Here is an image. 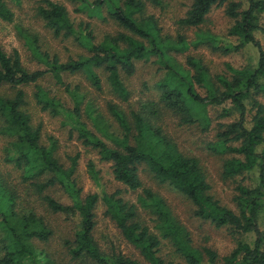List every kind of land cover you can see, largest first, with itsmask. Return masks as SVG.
<instances>
[{
  "label": "trees",
  "instance_id": "1",
  "mask_svg": "<svg viewBox=\"0 0 264 264\" xmlns=\"http://www.w3.org/2000/svg\"><path fill=\"white\" fill-rule=\"evenodd\" d=\"M43 1L45 4L38 6V14L46 25L54 30L56 36L68 38L80 33L78 38L90 54L61 61L57 56L51 57L42 52L33 42V53L46 68L32 71L24 66L18 51L8 54L0 46V116L4 132L14 136L9 143L6 160L24 169L25 179L35 180L34 185L41 194L50 186L60 185L72 198L73 202L67 204L47 193L42 196L52 212L78 214L80 217L73 237L65 241L72 261L83 259L93 264H168L159 255L162 240L167 239L188 264H216V251L196 247L191 232L176 216L165 197L144 186L140 167L145 165L160 183H168L190 198L197 206L196 213L199 216L210 219L217 227L229 225L235 232H254V242H239L237 248L224 257L225 264H264V229L259 224L260 214L264 213V102L260 99L264 96V48L256 37L257 31L264 33V25L260 23V15L264 14V0H246L245 8L242 2L234 0H193L186 16L180 20L187 26H200L212 8L227 5L226 13L235 20L229 34L236 36L237 43L226 41L222 44L214 35L201 36V40L207 39L215 50L225 53L238 51L247 44L254 45L259 53L255 67L234 69L231 78L225 75L212 76L200 61L193 58L188 61L196 73L189 75L179 68L172 61L170 50L185 49L186 43L183 38H180L179 43H172L168 36L162 34L153 15L144 16L146 0H72L80 3V11L87 9L99 13L106 8L108 16L126 30L115 35L107 34L98 43L94 42L89 24L75 25L66 5L53 0ZM0 18L7 21L14 18V12L6 0H0ZM77 27H82V30ZM154 55L166 69L165 78L159 83L163 91L160 105L179 115L182 122H200L204 130H209L212 123L210 105L231 103L232 106L225 109L227 114L232 107L239 113L233 122L220 124L216 140L211 144L215 152L235 154L225 160L223 172L226 176H235L255 168L259 170L256 187L238 186L236 199L239 212L222 206L208 194L211 185L199 159L180 152L177 144L152 122L150 113L145 109L144 114L132 112L131 121L116 104L109 105L123 128L124 133L120 137L110 133L103 117L92 115L87 106L96 127L116 146L101 139L82 120L84 96L79 86L72 88L64 80L65 73L83 72L93 86L101 88L102 79L98 69H103L112 91L127 101L130 90L123 80V74H134L138 60L149 59ZM49 73L72 98V108H68L60 98L51 95L47 88L39 84ZM195 83L205 85L207 95L202 96L196 90ZM31 84L36 85L34 98L42 110H49L56 115L66 114L74 123L82 143L97 150L101 160L112 162L115 178L130 190L141 189L137 202L125 200L119 196L120 191L82 195L75 178L80 154L73 156L71 164L65 166L55 155V144H42L41 129L32 124L31 114L25 108L29 104L27 94L21 88ZM6 85L16 89L15 93H3L1 88ZM248 103L255 110L251 126H248L247 121ZM148 105L156 116L160 110L158 103L151 102ZM88 168L91 177L98 181L99 171L95 162L90 161ZM47 173L50 174L48 179L38 180ZM0 192V225L10 238L5 245L4 255L0 257V264H58L55 257L34 245V240L48 242L53 235L45 219L34 211L17 213L13 210V193L1 183ZM100 201L105 203L106 214L116 222L123 237L138 250L143 260L116 250H102L94 237L96 208ZM139 206L153 214L158 233L142 220Z\"/></svg>",
  "mask_w": 264,
  "mask_h": 264
},
{
  "label": "rangeland",
  "instance_id": "2",
  "mask_svg": "<svg viewBox=\"0 0 264 264\" xmlns=\"http://www.w3.org/2000/svg\"><path fill=\"white\" fill-rule=\"evenodd\" d=\"M6 1L14 12V18L12 21L0 18V46L8 54H13L15 50L18 51L24 66L29 70L46 68L45 64L35 57L33 42L42 52L51 57L57 56L61 61H69L78 58L80 55L90 54L88 48L78 38L80 33L68 38L56 36L54 30L46 25V22L38 14V6L45 4L43 0ZM53 1L67 6L76 26L81 23L89 24L96 43L101 42L107 34L115 35L126 31L108 16L106 8H103L102 12L99 13L87 9L80 11L78 10L80 3L77 1ZM146 1L147 9L144 16L153 15L162 29V34L168 36L173 41L172 43H179L180 38H183L186 43L185 49L176 50L173 48L170 50V55L173 58L172 61L179 68L188 72L189 75L196 73V69L188 61L189 58L200 61L212 76L225 75L229 78L234 74V69L253 68L257 64L259 53L252 44H247L238 51L225 53L221 50H215L213 44L207 39L201 40V36L214 35L221 40L222 44L226 41L237 43L236 36L229 34L235 20L226 13V4L212 8L200 26H187L182 24L180 20L186 16L193 0ZM234 1H240L244 8L247 7L246 0ZM260 23L264 25V14L260 15ZM77 28L82 30V27ZM256 37L261 41L264 48V33L257 31ZM136 67L134 74L129 76L123 74V80L130 90V98L127 101H123L112 91L107 80V73L103 69H98L102 79L101 88L93 86L83 72L65 73L64 80L72 88L79 86V91L84 96L82 120L101 139L111 146H116L112 139L96 127L94 119L88 114L90 112L88 108L90 107L92 115L103 117L110 133L120 137L123 136V128L110 111L109 105L111 103L116 104L129 116L131 121H133L132 112L138 111L144 114L145 109L150 113L152 122L163 129L164 133L177 144L180 152L199 159L211 185L208 194L213 196L222 206L239 212L236 199L239 193L238 186L256 187L259 183V170L255 168L235 176H226L223 172L225 160L235 156V154L228 151L225 153L215 152L211 149V144L216 140L220 124L233 122L238 118L239 113L232 107L231 112L227 114L225 109L230 108L231 103L210 105L209 114L212 123L209 130H204L203 124L200 122L184 123L179 115L162 108L160 105L163 91L159 83L165 78L164 64L154 55L149 59L138 60ZM213 80L215 81V79ZM39 84L47 88L51 95L60 98L68 108H72L74 104L72 98L64 86L55 82L50 73L40 80ZM21 88L27 94L29 104L25 108L31 114L32 124L41 129V143L45 146L55 144V155L65 166L71 164L73 156L80 154L75 178L78 187L82 189L83 196L94 192L103 193L106 191L112 194L120 191L119 196H123L125 200L138 201V195L142 192L141 189L130 190L124 183L118 181L113 173L112 162L101 160L97 150L82 143L78 138L74 123L67 118L66 114L56 115L49 110L44 111L40 108L34 98L35 84L21 86ZM195 88L202 96L208 93L205 85L195 83ZM1 91L6 94H14L16 89L6 85L1 88ZM260 99L264 102V96ZM151 102L158 103L157 107L160 110L156 116L153 115L148 105ZM254 112L252 105L248 103V126L253 123ZM13 139L14 136L4 132L3 120L0 116V183L13 193L14 211L19 214L34 211L42 216L46 224L53 230V235L48 242L34 240V245L44 250L46 254L55 257L58 264H93L83 259L72 261L65 244L66 239L73 237L74 231L79 225V215L52 212L42 198L44 193H47L61 202L71 204L73 202L71 196L60 185L48 187L43 194L38 192L34 185L35 180H26L24 169L6 160L9 143ZM90 161L95 162L96 169L99 171L98 181H95L89 173L88 163ZM140 174L145 187H150L165 197L176 216L191 232L194 245L200 249L207 247L216 251L218 254L216 264H225L224 257L230 255L237 248L239 242H254V232H235L229 225L217 227L210 219L199 216L196 213L197 206L190 198L168 183H160L145 165H141ZM49 177L50 174L47 173L40 176L38 180L45 181ZM139 211L145 224L158 233L153 214L141 206H139ZM1 218L0 216V220ZM259 224L264 229V213L260 214ZM94 237L104 251L116 250L143 260L138 250L123 237L116 222L106 214V205L103 201H100L96 208ZM9 239L6 230L0 225V257L5 253V245L9 243ZM159 255L168 264H188L186 259L176 251L172 242L167 239L162 240Z\"/></svg>",
  "mask_w": 264,
  "mask_h": 264
}]
</instances>
